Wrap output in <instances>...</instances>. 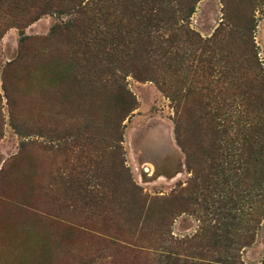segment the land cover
Listing matches in <instances>:
<instances>
[{
	"label": "rangeland",
	"instance_id": "374dc122",
	"mask_svg": "<svg viewBox=\"0 0 264 264\" xmlns=\"http://www.w3.org/2000/svg\"><path fill=\"white\" fill-rule=\"evenodd\" d=\"M170 1L178 9L179 0ZM194 7L179 23L211 41L205 49L199 38L186 42L182 70L169 82L183 79L178 91L188 90L204 74L200 69L193 76L200 64L195 60L191 66L194 54L212 59L220 72L211 87L202 85L196 94L201 118L193 94L182 109L183 98L178 107L154 81L129 74L125 82L137 109L124 123H110L115 94L95 78L86 81L72 42L44 40L70 16L47 14L5 32L0 264H171L170 256L182 264L189 257L186 241L217 221L223 230L218 234L228 236L244 264L264 260V150L259 139L251 153L238 131L263 119L261 99L254 96H264V0H197ZM219 27L221 34L214 36ZM223 103L230 126L220 144L232 152L220 159L221 173L210 170L213 159L203 152L214 138L216 119L207 111ZM176 122L180 140L183 135L196 156L194 166L207 174L205 184L194 185ZM88 189L100 199L90 200ZM249 234L253 242L245 245L241 239ZM198 259L189 257L188 264Z\"/></svg>",
	"mask_w": 264,
	"mask_h": 264
},
{
	"label": "trees",
	"instance_id": "16d2710c",
	"mask_svg": "<svg viewBox=\"0 0 264 264\" xmlns=\"http://www.w3.org/2000/svg\"><path fill=\"white\" fill-rule=\"evenodd\" d=\"M196 2L197 0H179L176 5L178 9H174L170 0H0V39L9 28H26L44 15H68L70 18L54 25L44 40L61 39L72 42L75 46L74 54H79L76 55V63L86 68V81L92 82L95 78L97 84L102 88L111 89L115 94L116 98L109 102L112 108H116L109 116L110 123H124L137 109V98L125 82L129 74L139 80L154 81L169 98L176 101L178 107L183 98L185 102L182 103V109L189 95L193 94L197 99L201 118L202 105L196 94L202 92L203 86L211 87L213 82H216L215 72H220L212 59H204L201 53L199 56L194 54L191 66L195 60L200 64L195 68L193 76L198 74L200 69L204 74L201 79L195 77L197 79H194L193 85H189L188 90L178 91L183 79L176 77L173 83L169 82L171 74L176 76L182 70L185 61L182 49L186 42L199 38L198 41L205 49L211 41L203 40L198 33L186 27V24L179 23L186 22L191 17ZM219 30L220 27L214 36L221 34ZM204 62L206 65L202 67ZM260 82L264 84V76L260 78ZM213 93V90H207L205 94L209 95L210 100L217 101L216 96H212ZM241 96L244 99L245 92ZM254 97L260 98L264 107V96ZM230 105L235 106L233 102ZM226 106L228 105L223 103L221 107L207 111L216 121L213 120L214 123L211 124V134L214 138L203 152L213 159L209 163L210 170L221 173L225 167L220 164V159H227L232 152L224 151L220 144V139L229 133L230 125L226 123L229 112L222 111ZM262 114V121L241 125L238 129L246 135V146L251 153H255L256 144L259 142V150H264V108ZM179 130L180 125L176 122L177 139L186 153L187 167L196 174L194 185L205 184L207 174L203 173L202 168L194 166L196 156L189 149L183 135L182 141L180 140ZM259 139L261 140L258 141ZM119 143H122V139H119ZM133 189L135 192L137 189V194L143 198L139 187L135 186ZM87 193L92 201L100 199L91 189H88ZM137 210H140V214L144 208ZM219 224L217 221L216 226H205L200 236L196 235L186 241L188 256L199 258V262L193 261L192 264H244L235 249L232 250L226 242L228 236L218 234L220 230L223 232ZM241 241L245 245L251 244L253 235L243 236ZM189 257L182 260V264H188ZM169 258L171 264L181 263L178 256ZM260 264H264V260Z\"/></svg>",
	"mask_w": 264,
	"mask_h": 264
}]
</instances>
